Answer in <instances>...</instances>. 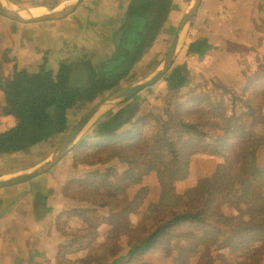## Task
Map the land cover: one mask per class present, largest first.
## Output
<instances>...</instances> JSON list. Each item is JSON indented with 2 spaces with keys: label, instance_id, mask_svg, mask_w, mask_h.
Segmentation results:
<instances>
[{
  "label": "trees",
  "instance_id": "16d2710c",
  "mask_svg": "<svg viewBox=\"0 0 264 264\" xmlns=\"http://www.w3.org/2000/svg\"><path fill=\"white\" fill-rule=\"evenodd\" d=\"M172 3L173 0H131L129 14L145 15L147 8L156 6L154 19L137 18L138 27L131 40L117 56L101 63L98 72L93 69L85 84L71 85V75L77 72L72 67L61 66L55 73L46 64L37 73L22 70L1 81L4 102L0 104V117L8 118L9 127L0 132V154L24 152L62 135L69 127V110L79 112L115 89L156 39ZM209 50L207 41H197L189 44L188 54L203 57ZM192 79L183 68L167 79L174 87L168 90L164 119L149 118L127 128L124 115L130 117L138 108L132 102L73 149L75 166L90 170L69 182V196L92 205L90 213L94 215L102 210V220L111 228L116 220L122 221L118 230L109 231L108 237H118L119 243L126 237V254L111 256L102 264H129L159 243L162 235L188 242L187 246L177 247L178 263L186 250L197 253L198 244L210 237L207 231L199 236L180 227L207 223L205 214L209 212L221 220L220 228L224 229L217 227V233L228 235L222 247L243 248L245 255L250 252L244 264H264V170L257 166L260 143L251 126L258 120L256 117L263 118L264 69L249 75L238 90L204 78ZM196 152L223 161L215 178L202 179L195 188L178 195L169 186L187 179L189 160ZM115 159L126 162V167L112 165ZM150 171L157 172L160 197L151 212L154 225L148 229L139 220L131 225L129 215L136 212L137 204L128 199L127 191ZM106 188L116 197H103L100 193ZM147 193V189L140 188L135 198L140 194L143 200ZM222 202L232 203L237 215L219 213L216 204ZM92 261L96 263V258ZM91 263L94 264L89 258L87 264Z\"/></svg>",
  "mask_w": 264,
  "mask_h": 264
},
{
  "label": "crops",
  "instance_id": "0c3cea01",
  "mask_svg": "<svg viewBox=\"0 0 264 264\" xmlns=\"http://www.w3.org/2000/svg\"><path fill=\"white\" fill-rule=\"evenodd\" d=\"M10 1L16 3L17 0ZM69 1L58 0L57 4L61 6ZM191 2L173 0L162 29L128 75L134 70L137 75L141 68L147 74L129 85L140 83L155 73ZM130 5L131 0H84L64 20L34 24L17 23L0 13V83L22 70L37 73L44 64L55 73L61 66L72 67L77 70L73 74L75 78H82L78 67H84L90 75L93 69H98L99 64L116 55L121 43L126 44L131 40L130 36L138 27L135 22L137 18L148 20L147 15L129 14ZM155 14L156 10L152 15ZM130 16L133 23L128 32L126 28L130 24ZM59 26L62 28L59 29ZM204 40L210 46L205 56L188 54L189 44ZM97 60L101 62L95 65ZM175 68L185 69L192 81L204 78L235 90L241 89L249 75L264 69V0H201L169 72ZM158 84L151 90L159 91L161 87L157 86L161 83ZM143 92L130 100H135ZM108 93L105 92L79 112L69 110V127L63 135L66 137L68 131L76 126L73 122L78 114L89 112L92 104H97L112 92ZM166 93L167 87L160 94ZM161 95L154 100L158 97L161 99ZM2 102L4 94L0 91V104ZM109 113L92 121L84 136L91 137L97 126L114 114ZM124 118L128 116L124 115ZM8 122V118L0 117V132L8 129ZM45 143L20 153H28ZM20 153L0 154V157ZM70 153L35 179L0 190V264H74L71 262H84L90 258V250L96 242L94 239L103 236L85 235L90 226L87 212L92 214L90 212L94 207L72 199L67 192L73 178L81 177L90 170L75 166L74 161L70 165L67 161ZM125 254L126 251L121 253ZM108 259L110 261L111 258L108 256Z\"/></svg>",
  "mask_w": 264,
  "mask_h": 264
},
{
  "label": "rangeland",
  "instance_id": "374dc122",
  "mask_svg": "<svg viewBox=\"0 0 264 264\" xmlns=\"http://www.w3.org/2000/svg\"><path fill=\"white\" fill-rule=\"evenodd\" d=\"M58 0H17L16 5L25 8V9H32V10H53L54 8L59 7V4H57ZM174 24V23H173ZM62 27L59 26V29ZM170 38V35L166 38V43L169 42L168 39ZM168 44V43H167ZM101 61H95V65ZM177 67V66H174ZM97 68H95L96 70ZM149 69H152L150 67ZM179 68H175L174 70H171L165 77H163L160 81H158L161 87L160 90H151V87H148L142 91V94L134 98L135 100H130L127 102V104H124V106H119L115 110L111 111L109 114H116L118 111L123 109L126 105H132L134 103L138 104V108L132 112L130 117L125 118V120H128V123L126 124L127 128H132L136 126L135 124L137 122L145 121L149 118H165L164 110L167 105L168 101V90L170 88L174 87V83H171L170 81H167V79L172 78L175 72ZM182 69V68H180ZM134 73V74H133ZM146 71H142L141 69H138V73L136 75L135 70L128 75V79L123 80L115 89L110 91V93L115 92L119 89H122L124 87H128L129 84H132L133 82H136L137 80H141L144 78ZM157 82V84H158ZM155 84V85H157ZM159 85V84H158ZM167 87V93L165 95H161V91L163 88ZM158 89V88H154ZM108 93V95L110 94ZM111 93V94H112ZM158 93V94H157ZM158 95H161V99L158 97L156 100H154ZM107 96V95H106ZM105 97V96H104ZM103 99V98H102ZM154 100V101H153ZM100 101V100H99ZM98 102V101H97ZM3 104V102H2ZM92 104L91 107H93ZM141 104V105H140ZM89 110V109H88ZM88 111H84L82 114H78L76 118L74 119L73 124L76 125L81 118L87 113ZM162 113V114H160ZM113 114V115H114ZM263 118L256 121V123L252 124V129L254 133L259 137V143L260 146L258 148L257 154H256V162L257 166L264 170V108L262 111ZM109 117V116H107ZM112 117V116H110ZM130 118V119H129ZM248 121H251V119L248 117ZM98 127V126H97ZM97 129V128H96ZM95 130V129H94ZM147 132V131H146ZM69 133V131H68ZM92 134V133H91ZM87 135V134H85ZM65 135L62 134L55 136L51 139H49L45 144L42 146H39L35 149H32L28 153H20L19 155L11 156V157H0V173L1 176L13 174L17 172H23L26 171L33 166L39 165L41 162L46 160L49 155L58 147L61 140L64 139ZM89 138V136H83L81 139L82 141L84 139ZM73 160H72V159ZM75 158V154L73 150L69 154L68 163L73 164ZM222 158H215L210 157L206 155H202L199 152L194 153L190 157L189 160V176L184 181H176L172 182L169 186L171 191H174L178 195L184 194L186 191L195 188L200 180L206 179V178H215V175L217 174V170L219 168L220 163H222ZM112 165H119L126 167V162H121V160L115 159L112 161ZM145 165H147V162H145ZM107 166V165H106ZM71 167V166H70ZM99 168H104V166H100ZM79 173V172H77ZM139 185H142L139 187ZM140 188H144L148 190L146 197L142 200L140 199V194H138V198H135L137 195V191ZM114 192L111 193L106 188V190H101V195L103 197H116V194L113 195ZM127 197L132 203L137 204V210L136 212H131L130 217V223L131 225L135 223V221L139 220L141 223H143L148 229H150L154 222L151 220V212L157 208V204L160 197V186L158 182L157 172L150 171L144 178L141 180L140 183H134L129 190L127 191ZM216 210L219 213H223L225 215H237V211L235 209V206L230 202H222L216 204ZM123 206V205H122ZM150 209H152L150 211ZM104 212L101 210L98 215L94 214H87L89 221V228L85 232V235L90 236H103L96 240L95 245L90 250V261L94 264H102L105 262H108V256L111 258V256L120 255L121 253L125 252L126 249V237L122 238V241L119 243L118 237H108L109 231L111 229H117L121 226L122 221L116 220L114 223V228L109 226L106 222V224L102 220V216ZM207 223H204L201 226H197L194 224H185L180 227V230L182 231H195V234H199V236H203L204 231H207L210 233V237L206 241H201L199 243V248L197 249V253H188L186 250L185 253L182 255L180 261L178 263H175L176 259L178 258L177 254V247H180V245H188V242L183 240H174L171 239L168 235H162L161 240L159 243H157L155 246L151 247L144 255L140 257H136L133 260L130 261L129 264H227V263H234V264H244L247 261V258L251 256V253H247L243 248H237V247H231V246H225L222 247V244L227 240L228 235L224 234L223 232H218L220 228L219 216L215 215L214 212H209L207 214ZM109 219V218H108ZM243 220H245L243 218ZM234 226V222H233ZM232 226V227H233ZM219 227V228H217ZM224 229V228H220ZM124 231V230H123ZM119 231V232H123ZM110 238V239H109ZM211 241V243H210ZM123 242V244H122ZM178 243L179 246H176ZM235 243V241L233 242ZM221 244V245H220ZM232 245V241H229V245ZM96 258L95 261H92V258ZM69 262V261H67ZM88 262V259H86L84 262L79 261L78 262H71L74 264H85ZM92 264V263H91Z\"/></svg>",
  "mask_w": 264,
  "mask_h": 264
},
{
  "label": "water",
  "instance_id": "95a60500",
  "mask_svg": "<svg viewBox=\"0 0 264 264\" xmlns=\"http://www.w3.org/2000/svg\"><path fill=\"white\" fill-rule=\"evenodd\" d=\"M84 0H70L62 9L54 8L48 12L35 13L32 9H25L17 6L10 0H0V13L4 17L21 24H34L61 21L70 17L74 11ZM201 0H192L181 23L179 24L172 41L168 47L164 60L159 65L155 73L140 83L129 85L119 89L107 98L98 102L90 111L76 124L69 134L62 140L58 147L49 155V157L41 162L36 167L30 168L23 172L2 175L0 176V190L16 187L27 183L36 177L48 172L53 168L65 155L71 152L79 141L86 134L89 125L92 121L97 120L101 115L107 114L125 102L132 99L142 90L155 85L160 81L170 70L172 63L175 60L177 50L182 41H184L190 26L194 20L196 12L199 8ZM20 10L26 12H34L33 15L22 16ZM78 71L82 73V78L71 75V85L80 86L85 84L88 79V71L84 67H78Z\"/></svg>",
  "mask_w": 264,
  "mask_h": 264
},
{
  "label": "flooded vegetation",
  "instance_id": "af4514ba",
  "mask_svg": "<svg viewBox=\"0 0 264 264\" xmlns=\"http://www.w3.org/2000/svg\"><path fill=\"white\" fill-rule=\"evenodd\" d=\"M155 7L156 6H153V7H149V8H147V10L144 12L145 13V15H147L148 16V20L150 21H152L153 19H154V16L152 15L153 13H154V11H155ZM137 13H139V12H137ZM129 22H130V24H129V26H127V28H126V30L129 32V30H130V28H131V25H132V22H133V18H132V16H130L129 17ZM124 46H126V44L125 43H121V46L119 47V50L117 51V53H116V56H117V54L119 53V51L121 52L122 50H123V48H124ZM110 60V59H109ZM108 60V61H109ZM106 62V61H105ZM100 65L101 64H99V66H98V71H99V68H100ZM98 71H95V72H98ZM91 76V75H90ZM96 76V75H95Z\"/></svg>",
  "mask_w": 264,
  "mask_h": 264
},
{
  "label": "bare ground",
  "instance_id": "6f19581e",
  "mask_svg": "<svg viewBox=\"0 0 264 264\" xmlns=\"http://www.w3.org/2000/svg\"><path fill=\"white\" fill-rule=\"evenodd\" d=\"M65 4L59 6L57 9H62L64 7ZM35 13L39 14V13H44V12H48V10L44 11V10H33ZM21 12V15L22 16H25V15H33L34 12H26V11H23V10H20Z\"/></svg>",
  "mask_w": 264,
  "mask_h": 264
}]
</instances>
